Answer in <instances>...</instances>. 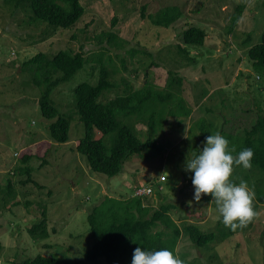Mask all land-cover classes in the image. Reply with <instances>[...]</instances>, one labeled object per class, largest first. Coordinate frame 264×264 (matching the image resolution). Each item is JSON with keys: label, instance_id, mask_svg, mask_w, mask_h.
Here are the masks:
<instances>
[{"label": "rangeland", "instance_id": "1", "mask_svg": "<svg viewBox=\"0 0 264 264\" xmlns=\"http://www.w3.org/2000/svg\"><path fill=\"white\" fill-rule=\"evenodd\" d=\"M81 2L85 13L76 24L56 30L34 17L29 0H0V264L37 254L59 256L61 264H108L103 258L89 262L83 256L92 243L88 216L95 207L109 204L107 198L124 201L145 185L154 186L153 195L140 197L151 212L173 201L177 207L171 215L182 229L184 223L195 222L204 232L216 233L209 244L197 247L183 232L177 247L183 264H264V204L249 230L223 239L229 228L219 224L210 195L193 200L191 172L184 169L186 158L202 149L201 137L212 132V125L236 144L264 111V69H257L248 54L262 41L264 0ZM241 3L245 8L231 32L232 16ZM169 5L182 10L169 28L142 15L143 8L148 15ZM190 26L206 31L204 46L189 48L195 60L179 51L182 33ZM64 49L83 51L88 58L85 55L83 67L52 91L56 107L71 117L69 140L56 142L49 132L56 118L44 117L39 105L44 86L34 85V67L24 62L39 52L51 58ZM97 58L103 59L117 84L104 90L99 101L128 88L140 89L146 81L163 88L172 70L183 78L182 96L193 110L188 118L167 116L158 134L163 149L131 156L113 177L95 172L76 150L84 125L75 110L74 90L81 82H98L102 64ZM134 125L145 141L147 125ZM101 136L96 131V138ZM113 136L105 138L109 150ZM45 141L51 143L48 150L40 143ZM28 152L35 154L24 164L20 156ZM25 165L31 170L27 182L29 174L19 170ZM248 169H233L229 179L246 181L254 206L255 191L264 192V173ZM42 210L47 211L50 236L35 239L29 228L42 218Z\"/></svg>", "mask_w": 264, "mask_h": 264}, {"label": "trees", "instance_id": "2", "mask_svg": "<svg viewBox=\"0 0 264 264\" xmlns=\"http://www.w3.org/2000/svg\"><path fill=\"white\" fill-rule=\"evenodd\" d=\"M29 1L34 17L48 22L56 30L75 25L85 13L81 0H64L66 6L62 5L59 0ZM244 8L245 5L241 3L233 14L229 27L231 32L235 30L241 19ZM144 9L142 11L144 17L147 16L153 24L165 28H169L182 16V10L177 5L165 6L156 13L148 15L145 14ZM182 38L179 51L189 60H195L191 57L189 48L203 47L206 31L199 26H190L183 31ZM109 40L113 42L115 37L110 35ZM248 54L257 69H264V33L262 41L252 46ZM85 55L83 51L73 52L64 49L51 58L39 52L24 62V65L34 67V85L44 86L39 105L44 117L51 120L56 118L49 124L50 137L56 142L69 140L71 117L56 107L51 94L55 87L71 79L83 67L87 60ZM97 60L102 64L98 82L91 84L84 81L74 90L75 110L84 125V135L78 141L76 150L86 156L90 167L95 172L113 177L122 171L131 156L143 154L147 150L158 152L163 149L158 144V134L167 116L188 118L193 110L185 105L186 102L182 96L183 78L172 70H169L167 83L163 88L146 81L140 89L128 88L125 93L116 95L106 102L99 101L104 90H111L117 84L111 81L112 71L103 59L97 58ZM135 121L147 125L145 141L141 139L136 129ZM213 127L214 125L211 127L212 132H208L204 135L205 137L224 132L217 127L213 129ZM98 130L102 136L96 138ZM109 134L114 135L111 150L105 142ZM204 136L201 137L202 140ZM226 140L230 147L234 146L233 155L244 148H251L253 156L249 169L252 172L258 170L264 173V111L258 115L245 134L237 139L236 144L231 136ZM40 143L45 144L46 150L51 144L48 141ZM33 154L35 153L28 152L21 155L22 162L28 163ZM41 156L44 157V155ZM240 167L242 166L233 165V169ZM19 170L29 174L25 182L31 180L29 165ZM248 176L250 181V175ZM255 194L258 202L252 207L256 215L259 206L264 204V192L260 188L255 191ZM107 201L109 204L102 208L95 207L88 216L92 243L83 256L89 262H97L99 258H103L108 264H131L132 253L136 247L149 251L167 248L178 257L177 247L183 232L188 234L197 247H203L216 238L215 232H204L195 222L184 223L182 229L171 215L177 207L172 203L173 201L162 204L152 212V208L145 206L138 196L124 201L107 198ZM255 215L246 226L238 227L236 230L229 229L228 232L223 233V239L229 235L246 231V229L249 230L253 226ZM219 221L221 224V218ZM29 231L35 239H46L50 236L46 210H42V218L35 222ZM12 264H61V258L55 255L37 254L22 261H14Z\"/></svg>", "mask_w": 264, "mask_h": 264}, {"label": "clouds", "instance_id": "3", "mask_svg": "<svg viewBox=\"0 0 264 264\" xmlns=\"http://www.w3.org/2000/svg\"><path fill=\"white\" fill-rule=\"evenodd\" d=\"M228 141L219 133L206 136L202 149L186 158L184 169L191 172L193 200L199 201L202 194L210 195L211 201L226 228L236 230L244 227L253 218L252 192L246 181L232 182L233 165L247 169L251 166L253 151L244 148L233 155ZM191 204V201L188 202ZM131 264H183L169 249L149 251L141 247L133 250Z\"/></svg>", "mask_w": 264, "mask_h": 264}, {"label": "built area", "instance_id": "4", "mask_svg": "<svg viewBox=\"0 0 264 264\" xmlns=\"http://www.w3.org/2000/svg\"><path fill=\"white\" fill-rule=\"evenodd\" d=\"M153 194H154V186L145 185V186L137 187L135 190L134 196L143 198V197H149Z\"/></svg>", "mask_w": 264, "mask_h": 264}, {"label": "bare ground", "instance_id": "5", "mask_svg": "<svg viewBox=\"0 0 264 264\" xmlns=\"http://www.w3.org/2000/svg\"><path fill=\"white\" fill-rule=\"evenodd\" d=\"M166 179V178H165ZM165 179H163V180H165ZM160 182H162V180L160 181ZM155 192V191H154Z\"/></svg>", "mask_w": 264, "mask_h": 264}]
</instances>
